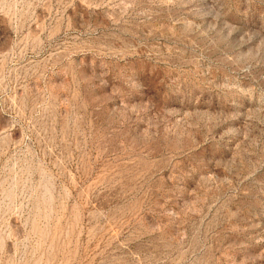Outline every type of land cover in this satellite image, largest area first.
<instances>
[{
    "label": "rangeland",
    "instance_id": "obj_1",
    "mask_svg": "<svg viewBox=\"0 0 264 264\" xmlns=\"http://www.w3.org/2000/svg\"><path fill=\"white\" fill-rule=\"evenodd\" d=\"M0 264H264V0H0Z\"/></svg>",
    "mask_w": 264,
    "mask_h": 264
}]
</instances>
